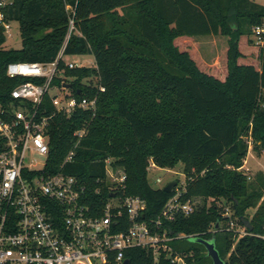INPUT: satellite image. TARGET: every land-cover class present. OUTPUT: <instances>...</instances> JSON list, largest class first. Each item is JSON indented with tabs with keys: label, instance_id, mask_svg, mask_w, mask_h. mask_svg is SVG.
<instances>
[{
	"label": "trees",
	"instance_id": "1",
	"mask_svg": "<svg viewBox=\"0 0 264 264\" xmlns=\"http://www.w3.org/2000/svg\"><path fill=\"white\" fill-rule=\"evenodd\" d=\"M2 11L4 21L18 22L21 36L19 48H3L0 21L3 105L12 101L10 90L29 79L9 77L8 63L52 61L66 40L65 55L94 58L92 67L69 68L60 61L63 72L54 78L58 85L61 79L71 83L76 99H95L94 110L76 107L66 115L48 96L43 99L42 108L52 114L46 172L61 169L75 176L85 185L84 202L97 213L109 196L108 159L126 175L120 193L145 200L148 221L157 218L177 188L181 201L200 199L192 213L164 222L172 237L169 254L160 251L156 260L151 248L131 247L124 250L129 264H176L171 262L176 256L184 264H212L198 237L212 240L225 264H264V238L257 236L264 235V171L249 176L241 170L249 146L264 162V45L250 47L255 60L246 55L253 28L264 24V5L253 0H12ZM208 35L227 37L222 68L205 69L189 47L193 38ZM94 75L96 85L85 81ZM80 129L85 133L78 138L74 132ZM72 148L74 155L63 164ZM150 161L161 168L181 164L183 185L170 192L153 188ZM226 205L236 223L245 226L242 218L249 220L250 234L239 237L226 229Z\"/></svg>",
	"mask_w": 264,
	"mask_h": 264
},
{
	"label": "built area",
	"instance_id": "2",
	"mask_svg": "<svg viewBox=\"0 0 264 264\" xmlns=\"http://www.w3.org/2000/svg\"><path fill=\"white\" fill-rule=\"evenodd\" d=\"M11 2L0 0L4 33L10 22L4 21L2 9ZM72 28L70 19L69 32ZM251 36L256 44L264 45V24L254 27ZM66 42L52 61L10 62L6 66L9 77L29 79L10 90L9 105L0 102V264H123L124 250L131 247L151 248L157 260L160 251L171 252L167 242L172 237L164 222L173 220L178 213H192L198 200L181 201V190L177 188L157 218L148 221L145 200L120 193L126 175L108 159L105 174L109 196L97 213L84 202L85 185L75 176L61 169L45 171L46 127L52 114L47 115L41 106L44 97L48 96L50 105L66 115L76 107L95 108V99H76L71 87H65L69 83L65 79L59 85L54 83V78L63 72L60 61L69 68L82 67L64 60ZM88 80L96 85L98 77L85 79ZM53 88L56 93L51 92ZM84 133L85 129H80L74 135L80 138ZM34 155L43 157L42 161L34 160ZM73 155L72 148L63 164ZM154 167L157 166L150 161L148 171ZM160 181L156 178V182ZM222 214L230 218L227 230L239 237L250 234L231 218L229 207L225 206ZM171 262L184 264L178 256Z\"/></svg>",
	"mask_w": 264,
	"mask_h": 264
},
{
	"label": "rangeland",
	"instance_id": "3",
	"mask_svg": "<svg viewBox=\"0 0 264 264\" xmlns=\"http://www.w3.org/2000/svg\"><path fill=\"white\" fill-rule=\"evenodd\" d=\"M253 1L264 5V0ZM5 36L6 40L3 44V48L10 49L19 48L21 46V36L17 21L10 22L9 28L6 29ZM249 39L251 42H247L246 55L250 60H255L256 53L253 52L250 47H254L257 44L252 36H250ZM192 45L193 46L190 45L189 47L199 55L203 64L206 65L205 69H219L223 67L224 48L227 46V37L222 35L197 36L193 38ZM64 60L76 62L77 64L86 67H92L95 65L94 58L91 54L66 55L64 56ZM67 91L68 90L65 92ZM51 92L56 93L55 88H53ZM33 159L39 162L42 161L43 157L34 155ZM241 170L249 176H252L258 171H264V162L262 156L252 150L251 146H249ZM156 178H160L161 181L156 182ZM171 181H176L177 187H181L183 185L184 175L182 173L181 164H177L173 168L154 167L148 171V182L153 188H163L168 182ZM196 200L201 202L198 198Z\"/></svg>",
	"mask_w": 264,
	"mask_h": 264
},
{
	"label": "water",
	"instance_id": "4",
	"mask_svg": "<svg viewBox=\"0 0 264 264\" xmlns=\"http://www.w3.org/2000/svg\"><path fill=\"white\" fill-rule=\"evenodd\" d=\"M65 87L66 88H70L72 87V84L71 83H67L65 84ZM79 92V91H78ZM177 184L176 181H171V182H168L164 187H163V190L166 191V192H170L172 190V188ZM242 222L243 224L245 225V227H247L248 229H252V226L251 224L249 223V220L247 219H243L242 218ZM181 236H184V235H181ZM195 240L199 243H201L205 249H206V253L207 255L211 258L212 260V264H225L224 261L221 259V257L219 256V253L217 251V249L215 248L214 246V243L212 240H207V239H203V238H195ZM123 264H129V260L128 259H125L123 261Z\"/></svg>",
	"mask_w": 264,
	"mask_h": 264
}]
</instances>
